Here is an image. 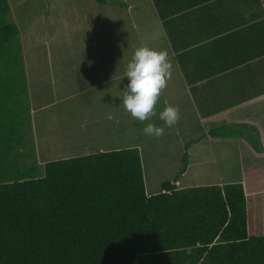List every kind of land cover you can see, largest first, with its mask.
<instances>
[{
  "label": "trees",
  "instance_id": "trees-1",
  "mask_svg": "<svg viewBox=\"0 0 264 264\" xmlns=\"http://www.w3.org/2000/svg\"><path fill=\"white\" fill-rule=\"evenodd\" d=\"M95 1L128 7L120 0ZM153 2L172 44L180 48L167 26L180 8L166 12L162 0ZM10 12L9 1L0 0V106H10L5 116L11 113V126L19 119L15 116L22 120L19 111L27 113L29 127L23 45L18 26L8 21ZM206 48L210 55L212 47ZM256 55L264 57V48ZM184 56L178 60L191 85L221 71L188 76ZM241 64L236 61L223 69ZM249 78L257 84L256 75ZM210 135L242 138L256 151L264 143L257 128L246 124L225 125ZM2 145L0 264H264V160L259 162L264 152H248L251 193L243 183L180 187L178 180L189 166L184 154L176 178L164 182L159 193L149 194L138 148L50 161L36 178L33 168L19 165L26 144L17 126Z\"/></svg>",
  "mask_w": 264,
  "mask_h": 264
},
{
  "label": "rangeland",
  "instance_id": "rangeland-1",
  "mask_svg": "<svg viewBox=\"0 0 264 264\" xmlns=\"http://www.w3.org/2000/svg\"><path fill=\"white\" fill-rule=\"evenodd\" d=\"M8 1V21L21 33L31 96L36 107H44L34 117V129L28 127L32 141L27 143L35 141L40 153L22 159L36 178L43 176L50 161L138 148L149 194L159 193L164 182L176 178L184 167V154L189 166L178 180L180 187L243 183L247 192L253 191L252 157L240 142L197 139L203 123L192 117L190 100L176 104L184 96L175 93L183 85L181 80H169L156 105L157 116L150 121L140 122L124 109L123 91L129 83L124 74L135 49L142 45L155 49L156 40L158 50L165 49L156 38L162 32L149 0H120L132 10L102 6L95 0ZM165 101L180 112L185 108L190 116L180 115L175 126L167 127L159 119ZM148 123L164 127V135H146L143 128ZM192 139L198 142L188 147Z\"/></svg>",
  "mask_w": 264,
  "mask_h": 264
},
{
  "label": "crops",
  "instance_id": "crops-1",
  "mask_svg": "<svg viewBox=\"0 0 264 264\" xmlns=\"http://www.w3.org/2000/svg\"><path fill=\"white\" fill-rule=\"evenodd\" d=\"M162 1L166 4L164 9L169 10L166 12L180 8L177 15H172L174 19L171 24L167 22V26H170L169 29L174 34V39L179 40L176 44L180 48L176 49L169 38L164 19L159 16L153 0H149L160 23L159 30L162 32V36L156 38L165 45V50L168 51L173 64L171 83H176L177 79L183 83L175 93L182 92L184 96L178 98V102L175 103L180 106L183 99L190 100V108L194 109L192 117L199 118L205 126L202 125L199 131L201 136L197 139L199 141L213 139L214 142L222 143L238 141L245 151L258 152L249 144H244L242 138H213L210 132L225 125L246 124L257 128L260 139L264 142V90L262 89L264 88V57L256 55L257 51L264 48V0ZM129 7L127 10H132L133 6ZM250 37L252 41L248 40ZM153 44H156L155 49L158 50L159 41L156 40ZM206 47H212L213 51L210 55L206 52L208 49ZM181 55H185L182 60L186 63L188 76L195 77L198 74L206 75L212 71H221L212 74L207 80L191 85L182 72V65L178 60ZM236 61L242 64L234 65V69L227 71L223 69L229 63ZM258 69H260L259 73H257ZM250 75L253 77L256 75L257 84L255 80L249 78ZM237 76L238 80L235 78ZM29 98L31 108L29 126L34 129V117L44 107H36V99L32 98L30 90ZM3 109L4 107L0 106V152H3L2 143L6 139L9 140L11 127L16 129L17 126L18 136L22 135L26 144L23 149L25 154L23 158H19V165L25 167L22 159L30 154L40 153V148L34 140V143H27L32 141L31 136L28 135L27 113L19 111L20 115L22 114V120L19 115L15 116L19 119L15 120L16 124L11 126V118H9L11 113L5 116L10 111V106H6L5 109L8 110ZM201 114L204 116L202 117ZM180 115L183 119L190 116L185 108ZM18 140L21 139L18 137ZM261 144L262 147L259 150L264 152V143ZM29 146H33L36 152H30Z\"/></svg>",
  "mask_w": 264,
  "mask_h": 264
},
{
  "label": "clouds",
  "instance_id": "clouds-1",
  "mask_svg": "<svg viewBox=\"0 0 264 264\" xmlns=\"http://www.w3.org/2000/svg\"><path fill=\"white\" fill-rule=\"evenodd\" d=\"M172 74L173 64L167 50H156L143 45L135 49L124 74L129 83L122 98L123 107L132 118L144 122L157 116L156 105ZM159 119L171 128L179 122L180 110L165 101L164 109L159 112ZM164 131V127L153 123H148L143 128L146 135L155 138L162 137Z\"/></svg>",
  "mask_w": 264,
  "mask_h": 264
}]
</instances>
